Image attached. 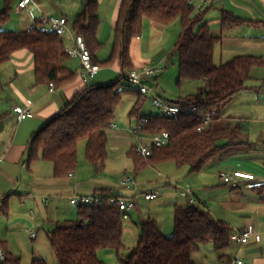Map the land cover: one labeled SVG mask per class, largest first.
<instances>
[{"label":"trees","instance_id":"1","mask_svg":"<svg viewBox=\"0 0 264 264\" xmlns=\"http://www.w3.org/2000/svg\"><path fill=\"white\" fill-rule=\"evenodd\" d=\"M12 2L5 0L0 10V25L10 19ZM188 2L121 0L112 53L100 61L97 56L102 46L97 36L99 2L82 0L72 27L76 34L84 38L94 64L102 67L117 63L121 71L133 68L131 45L135 38L142 36L144 21L148 19L168 25L181 17L182 31L171 52L179 55L178 83L202 80L203 86L196 93L173 100L181 106L182 113L176 118H169L162 114H144L142 106L146 96L139 90L121 88L123 80L120 76L107 83L88 81L32 135L29 164L36 159L49 161L53 164L56 178H67L77 169L78 145L85 140L87 158L97 170L102 168L108 155V130L115 122L124 92L137 95L130 118L141 123L142 133L167 131L170 135V142L166 146L152 148L150 156L138 155L135 144L130 148L135 177L142 169L165 161H173L178 167L188 165L190 173L198 172L209 163L223 160L232 151L235 130L231 129V121L225 118L223 112L235 97L249 88L253 68L260 64V58L238 55L216 64L215 49L223 36L212 34L208 23L197 27L201 18L193 15L194 6ZM220 20L223 30L247 22L260 23L229 10H223ZM40 23L41 17L28 30L0 29V64L10 60L16 51L27 49L33 55L39 82L64 85L76 75L67 66L70 56L65 51V41L55 32L43 33ZM193 107L195 110L191 111ZM222 139L226 141L222 143ZM99 193L104 196L103 202L79 205L78 219L57 221L55 228L48 232L57 264H108L99 256L102 249L115 250L123 264H198L192 253L201 244L213 243L216 250L231 245L233 228L228 222L215 217L201 205H175L174 231L170 237L159 229L155 220L149 219L142 223L138 241L131 252L121 258L120 252L125 248V219L119 206L109 203V196L114 194L108 189ZM7 197H4L5 202L0 207L2 211L6 210ZM220 257L225 258L226 254ZM0 264H21V260L7 255V259ZM32 264L49 263L43 258H34Z\"/></svg>","mask_w":264,"mask_h":264},{"label":"crops","instance_id":"2","mask_svg":"<svg viewBox=\"0 0 264 264\" xmlns=\"http://www.w3.org/2000/svg\"><path fill=\"white\" fill-rule=\"evenodd\" d=\"M97 1L99 2L100 14L97 36L102 42V48L105 45L103 34H105L106 27L115 34V24L121 0ZM211 1L210 5L212 6L214 0ZM17 2L18 0L14 4L12 3L15 7L14 11L18 15L25 13L19 20L20 28L22 30H28L36 24L38 17L34 18L29 14L31 5L23 10H18L16 8ZM232 3L236 8L245 12L244 18L258 20L260 23L253 24L247 22L243 25L230 28L222 33L224 35L220 43L222 46H228L229 56L230 54H233L234 57L238 55H254L260 58V64L253 68L252 78L248 84L249 88L231 101L232 106L233 103H236V110H232V113L229 115L231 121L230 127L232 130H235V142L232 146V151L223 160L215 164L221 166L219 173L223 170L243 168L254 171L258 176L264 177V0H232ZM44 15L46 14L42 13L39 18ZM238 16L242 17V15ZM147 21H150L151 24H147ZM143 27L144 32L142 36L135 38L131 45V56L135 64L133 68L153 62L144 49L146 46V38L163 37L167 26L146 19ZM71 29L74 31L73 28ZM65 35L66 38L62 35L65 41V47L70 46L72 44V38L69 33ZM101 48L98 50L97 56L100 61H103L111 55L113 47L110 54L105 57L99 56ZM171 49L170 47L167 48L162 56L163 60L167 59ZM70 59L76 62L73 63L69 61ZM69 60L67 61V66L76 73L75 77L72 81L64 85L54 83V90H51L50 83L39 82L37 80L34 58L32 53L27 49L16 51L10 60L0 64V157L2 158L0 161V207L5 202L4 197L8 196L5 206L6 210L2 211L0 209V248H2L6 256L11 255L12 250H14L11 239L12 230L14 233V229L23 228L29 219L32 221L28 227L30 236L33 240L37 238V232L35 230L37 228L38 211L40 215H45L46 219L43 221L48 220L47 214H44V209L48 213L50 208H52V210L59 211V215L62 212V216L68 212L72 215V211H68L67 204H65L66 206H61L63 209L59 210L58 207L60 201L66 198L67 194L72 195L77 191H90L94 189L96 192H99L107 188L98 187L100 185L95 187H93L94 185H88L92 180L81 177L80 175L78 176L77 171L73 172L74 175L72 177L56 178L53 175V166L52 168L51 166H46L43 162L46 160L43 159H36L30 164L28 162L29 145L32 135L47 120L55 116L69 102L72 95L88 82L84 81L81 76L82 64L80 58L70 57ZM68 62L72 65L75 64L76 67H71V64L69 65ZM110 66L117 72L121 71L117 63ZM98 74L99 72L91 79L96 78ZM160 75L155 78L157 82ZM91 79L89 81L92 82ZM29 100L31 103L28 102ZM16 106L29 107L33 112V116L19 119L17 113L14 111ZM113 124L115 126L111 127L116 138L120 141L127 138L124 132L117 129V124ZM132 136L131 140L133 139V143L131 145L133 146L136 142L134 135ZM213 164L209 163L208 165L211 166ZM208 165L204 168L208 167ZM41 167H47L49 172L50 170L52 171L50 173L52 175L46 176L48 174H41ZM202 170L190 173L187 178L195 184L196 181L192 177L197 174L200 175L199 173ZM204 175L203 177L199 176L198 180L205 182L207 174ZM222 184L225 187L221 188L223 189L222 194L227 199L221 201L219 205L214 204L213 206L211 204L209 210L215 217L223 219L231 225L233 228L232 234L236 231H242L248 226H251L256 233L260 234L261 239L259 241L252 238V242L247 244L248 246L246 244H240V252L249 256V259H253L254 264L264 262V188L253 190V192L250 191L249 194H246V191L248 192L252 189L242 187L235 189L224 184L222 181L218 188ZM191 186L193 185L191 184ZM203 186L202 189L199 187L198 189L195 188V190H192L193 196L195 195L194 191H203V189L208 187L207 185ZM68 190L70 191L69 193ZM235 194H241L247 200L244 202L236 200L238 196H235ZM155 196L153 198L157 197ZM188 203L190 204L189 199ZM241 211L247 213V217H237V213ZM57 221L60 220L55 219L53 224L55 225ZM32 232L36 233L34 238L31 235ZM162 232H167L168 235L171 234L173 232L172 226L169 225L168 229H164ZM236 258H240L243 260V264H246L241 254H236ZM235 259L231 255L226 254L225 258H219V262L221 264H236L234 263Z\"/></svg>","mask_w":264,"mask_h":264},{"label":"rangeland","instance_id":"3","mask_svg":"<svg viewBox=\"0 0 264 264\" xmlns=\"http://www.w3.org/2000/svg\"><path fill=\"white\" fill-rule=\"evenodd\" d=\"M16 2V0H13ZM194 13L195 17H200L197 27L204 23H209L210 31L214 35H222V33L226 30H223L221 24V16L223 10H229L234 12L236 15H242L245 17V12L241 11L239 8L232 3V0H223L220 2L219 0H214V4L211 6L210 4H206L202 9L198 8V4L200 0H194ZM5 0H0V10L3 7ZM14 2H12L14 4ZM12 4L11 17L10 19L3 25H0V29L2 30H22L20 28V18L24 16L18 15L14 11V6ZM82 4V0H36L31 3V11L30 15L32 17H38L45 13L46 15H61L64 14L68 17L70 21V28L72 27L73 20L77 13L80 10V6ZM45 5V6H43ZM244 15V16H243ZM42 17V16H41ZM107 24V23H106ZM147 24H151L150 21H147ZM146 24V25H147ZM208 25V26H209ZM108 26V25H107ZM165 33L161 38H146V46L144 47L145 51L148 53V56L153 60L154 63H161L164 66V70L158 78V82L154 78H150L146 80V84L152 88L150 94L145 97L144 104L142 106V112L144 114H161V111L158 107L154 106L152 103V99L155 95H159L167 100H176L179 97H184L186 95L196 93L199 87L203 86L202 80H186L183 83H178L179 76V55L176 52H172L171 47L174 45L176 40H178L181 31H182V18L177 17L171 23L166 25ZM144 32V27H143ZM68 34V33H66ZM224 35V34H223ZM222 35V36H223ZM65 38L66 35L64 34ZM105 45L101 48L99 52L100 57L108 56L111 52V49L114 45L115 34L110 31L107 27L105 30V34H103ZM224 46V47H223ZM221 45L218 43L215 49V63L220 64L234 58L233 54L229 56L228 46ZM170 47L169 55L167 59H162V56L166 52L167 48ZM167 54V55H168ZM75 63L76 61L70 59ZM70 65L71 63L68 62ZM71 67L75 68V64ZM120 76V73L115 71L110 65L101 67L99 74L96 78L91 79L92 82H100L107 83L115 80ZM249 84V82H248ZM121 88H131L137 90L135 86H130L125 81H122ZM137 101V95L134 93L124 92L122 95V102L117 109L115 122L117 124V129L124 132L127 138L123 140H118L112 131L111 127L108 132V155L104 162V166L99 167L98 170L95 168L93 163L89 161L86 155V141L83 140L78 145V165H77V173L78 176L86 177L91 179L88 185H94L98 187H107L108 191L115 196L121 195L122 197L127 198H135L137 202V207L134 208L130 214L128 219L124 220V250L120 252V257L124 258L128 255L132 248L136 245L142 223L146 222L149 219L155 220L157 226L161 231L164 229H168L169 225L172 226L174 231V207L175 205L185 206L188 205V199L181 195V191L183 188H190L191 190L198 189L203 185H207L208 189H203V191L196 190L194 191L197 204L201 205L207 209H210V205L217 204L219 205L221 201L227 199L223 194L220 181V173L219 169L221 166L219 165H208V167L204 168L200 175H194L192 178L195 180V184L187 178L190 174V167L188 165H184L178 167L173 161H165L161 162L155 166H150L145 169H142L137 176L135 177L134 169V158L129 154L130 148H132L133 139L131 140V136L134 135L132 128L138 126L137 119L130 118V112ZM232 110H236V103L230 102L228 106L225 108L223 114L225 118L230 119V113ZM133 137V136H132ZM135 138V135H134ZM225 140L222 139L221 142ZM135 142H138L135 138ZM144 142H149L148 139L144 138ZM46 166H53V164L49 161H43ZM41 174H48L46 176L52 175V171L47 170V167H41ZM75 171V172H76ZM126 174H132L135 178V185L132 186H122V178ZM202 174V175H201ZM207 174L206 181L198 180L199 176H205ZM205 183V184H204ZM191 184L193 186H191ZM36 185V184H35ZM178 185V186H177ZM190 185V187H189ZM204 187V186H203ZM70 190V189H69ZM68 190V193L70 192ZM157 192V197L153 199H146L145 195L152 192ZM253 192V190L246 191V194ZM94 190H82L77 191L74 194H67L66 198L62 199L59 203V210L63 209L65 204H67L68 211H72L71 213H65L63 216V212L59 215V211L52 210L50 208L49 213L46 209H44V214L46 213L48 216V220L45 215H40L38 211V219L36 221V232L37 238L32 239L30 233L28 231L29 225H31L32 221L29 219L26 226L23 228L12 230V243L13 249L11 255L15 258H19L21 260V264H32L34 257L43 258L49 264H57L58 259L56 254L50 244L48 238V232L55 228L53 221L55 219H59L60 221L64 220H75L78 219V206L73 205L70 202V197L75 194H88L94 195ZM236 200L246 201L247 199L241 194H235ZM250 200V199H249ZM202 201V202H201ZM66 206V205H65ZM237 217H247V213L243 211L237 213ZM54 219V220H53ZM163 229V230H162ZM166 236L170 237L171 234H167L164 232ZM252 240V239H251ZM246 243L250 244L252 241ZM244 247V246H243ZM241 251L240 243L232 239V244L222 250H216L214 248L213 243H204L200 245L199 249L193 250V258L197 261L198 264H221L219 262V258L223 254H229L234 259L236 254H241L245 259L246 264H254L253 259H249V256H246ZM99 256L106 260L109 264H123L119 259L117 253L113 249H102L99 251ZM0 259V263H1Z\"/></svg>","mask_w":264,"mask_h":264},{"label":"built area","instance_id":"4","mask_svg":"<svg viewBox=\"0 0 264 264\" xmlns=\"http://www.w3.org/2000/svg\"><path fill=\"white\" fill-rule=\"evenodd\" d=\"M36 0H18L16 8L18 10H23L28 8L32 2ZM222 2L223 0H219ZM211 0H200L198 8L202 9L206 4H210ZM189 5H193L195 1L189 0ZM40 30L43 33L55 32L60 36L69 33L72 38V44L65 47L66 53L70 57H78L81 60L82 71L81 76L84 81H89L93 78L100 70V66L96 65L92 61L91 52L81 35L76 34L69 24V20L66 16H54V15H44L41 17ZM164 70V66L161 63L149 62L145 63L141 67H135L131 69H126L120 71V77L123 81L128 83L130 86H135L144 96H148L152 90L150 86L146 84V80L150 78H157ZM51 90L55 89L54 82H50ZM31 103V101H28ZM154 106L158 107L161 111V114L165 117L176 118L182 113V108L179 104L169 101L159 95H155L152 99ZM195 107L191 109L194 111ZM14 111L17 113L19 119H25L27 117L33 116V112L29 107L16 106ZM144 120V118H142ZM205 123L208 124L209 120L206 119ZM112 127L115 124H111ZM142 125L138 123L137 127H133L132 131L135 135V138L138 142L135 143L136 153L140 156L146 157L150 156L152 153V148L154 147H163L170 142V135L167 131H163L157 134L144 135L141 132ZM144 138L148 139L149 142H144ZM2 158L0 157V161ZM73 172L69 173V176L72 177ZM220 179L224 184L229 185L232 188H245L258 190L264 188V177L258 176L254 171L246 170L243 168H233L229 170H223L220 172ZM122 186H132L135 185V178L132 174H126L122 178ZM178 186V185H177ZM157 194V191L148 193L145 195L147 199L153 198ZM181 195L189 199L190 204L196 203V199L193 196V192L189 188H183ZM110 204H117L120 211L123 214L124 219L130 217V212L136 207L137 202L135 198H127L122 196L111 195L108 198ZM46 201V199H44ZM104 196L95 192L94 195L88 194H75L70 197V202L73 205H83V204H93L96 202H103ZM32 237L36 236L35 232H32ZM252 238H255L257 241L261 239V235L256 233L255 230L248 226L242 231H236L232 234V239L237 240L240 244H246ZM0 259L4 261L7 259L6 254L0 248ZM236 264H243V260L236 258L234 260ZM264 264V262L260 263Z\"/></svg>","mask_w":264,"mask_h":264}]
</instances>
